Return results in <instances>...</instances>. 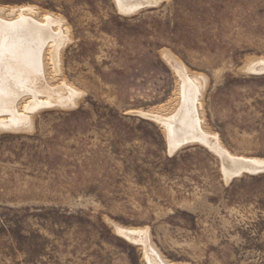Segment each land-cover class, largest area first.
I'll list each match as a JSON object with an SVG mask.
<instances>
[{
	"label": "rangeland",
	"instance_id": "374dc122",
	"mask_svg": "<svg viewBox=\"0 0 264 264\" xmlns=\"http://www.w3.org/2000/svg\"><path fill=\"white\" fill-rule=\"evenodd\" d=\"M23 7L62 20L70 39L58 69L44 48V78L80 96L0 131V264H146L117 225L147 230L167 264H264V173L225 182L218 157L169 153L142 116L177 106L170 55L205 80L202 128L264 160V74L244 70L264 58V0H159L127 17L112 0H0Z\"/></svg>",
	"mask_w": 264,
	"mask_h": 264
},
{
	"label": "bare ground",
	"instance_id": "6f19581e",
	"mask_svg": "<svg viewBox=\"0 0 264 264\" xmlns=\"http://www.w3.org/2000/svg\"><path fill=\"white\" fill-rule=\"evenodd\" d=\"M112 1L120 14L130 16L132 11L149 5L155 6L159 0ZM36 15L30 8H0L1 132H18L24 129L30 122V116L26 115L28 111L70 108L80 96L70 86L64 83L52 85L44 78L41 58L44 48L50 49L51 61L58 69L59 51L70 37L59 18L48 14L37 19ZM169 56L165 55L163 58L177 75V106L168 116L142 114L161 127L169 153L175 152L187 141L204 146L220 160L225 182L241 171L264 165V160L230 154L220 145L218 135L210 134L202 128L203 120L199 118L197 110L202 109L200 101L205 80L202 76L190 75L182 64ZM244 70L252 75H263L264 58L251 61ZM25 98L31 100L21 107V111L17 110L16 103ZM115 232L131 245L141 247L146 264H167L151 244L147 230L120 228L117 225Z\"/></svg>",
	"mask_w": 264,
	"mask_h": 264
},
{
	"label": "water",
	"instance_id": "95a60500",
	"mask_svg": "<svg viewBox=\"0 0 264 264\" xmlns=\"http://www.w3.org/2000/svg\"><path fill=\"white\" fill-rule=\"evenodd\" d=\"M140 8H138L137 10H134V11H132L130 14H134V13H136L138 10H139ZM129 14V15H130ZM264 74V73H263ZM166 143H167V140H166ZM168 144V143H167ZM192 143H190L189 141H187V142H185V144H182V145H180L176 150H175V152L177 151V150H179V149H181V148H183L184 146H188V145H191ZM172 153H174L173 151H172ZM264 173V165H261L259 168H256V169H253V170H248V171H241V173H239L238 175H234L233 176V178H237V177H240V176H242V175H258V174H263ZM232 178V179H233Z\"/></svg>",
	"mask_w": 264,
	"mask_h": 264
}]
</instances>
